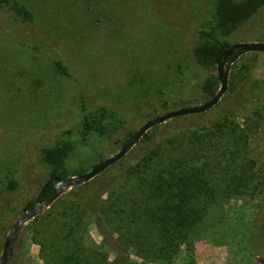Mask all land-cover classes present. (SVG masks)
I'll list each match as a JSON object with an SVG mask.
<instances>
[{"label":"rangeland","instance_id":"rangeland-1","mask_svg":"<svg viewBox=\"0 0 264 264\" xmlns=\"http://www.w3.org/2000/svg\"><path fill=\"white\" fill-rule=\"evenodd\" d=\"M23 2L32 22L22 23L0 7V24L20 25L24 35L17 37L29 38L25 44L0 39V253L51 169L74 176L116 153L122 145L116 138L135 131L168 93L180 94L175 85L160 98L161 87L184 78L190 84L196 73L201 78L191 89L201 90L210 72L196 70L193 48L206 41L199 30L215 24L216 0ZM219 35L228 44L264 43V6L230 34ZM53 57L68 64L70 76L57 70ZM211 73L217 75L216 64ZM219 86L217 80L216 91ZM81 94L87 111L97 116L103 109L104 123L121 121L123 128L109 135L95 129L83 141ZM175 118L166 122L217 123L211 133L192 135L199 140L197 157L187 155L185 166L172 173L197 172L190 187L196 191L190 204L199 207L193 218L164 223L159 231L149 223L145 203L130 230L134 215L128 213L145 190L133 174L89 204L69 199L71 187L24 224L14 264H264V242L254 228L264 204V52L242 53L231 62L227 90L212 108ZM156 126L144 134L156 133ZM184 142L180 150L190 146ZM47 147L66 152L62 166L43 161ZM135 152L134 145L127 154ZM19 174V188L5 190ZM121 192L132 195L128 204L117 201ZM135 230L148 236L152 250L163 241L164 259L135 242Z\"/></svg>","mask_w":264,"mask_h":264},{"label":"trees","instance_id":"trees-1","mask_svg":"<svg viewBox=\"0 0 264 264\" xmlns=\"http://www.w3.org/2000/svg\"><path fill=\"white\" fill-rule=\"evenodd\" d=\"M262 6H264V0H216L215 24L209 30H199V33L206 41L202 44L195 45L193 48L196 70L200 73L204 71L210 72L209 75L201 81V90L191 89L192 85H194L200 77V75L197 76L196 73L191 76V79H188L190 84H188L184 78L165 89L161 87L158 91V96L160 98L162 95L164 96L167 94L164 93L166 89L175 87V85L177 89L180 88L178 91L180 94L172 96L171 93H168V97L162 98L163 102L160 104L159 109L153 113H147V118L153 116L152 114L154 113L160 114L170 109L192 105L212 97L216 93L215 83L219 79L216 74L211 73V69L217 63L220 53L230 45L220 37L219 33L225 35L230 34L240 25L248 21ZM0 7H8L14 16L22 20V23L32 22V14L23 0H0ZM21 28L20 25L5 26L0 24V39L6 37L7 41L25 44L26 41H29V38L20 39L17 37L18 35H24V30ZM33 45L36 49H39L37 44ZM52 61L62 75L70 76V68L63 59L53 57ZM80 99L82 119L79 133L83 141H87L88 136L95 129L101 134L109 135L117 133L123 128V123L121 121L104 123V116H106L104 110L101 109L102 112L97 116L93 115L87 111L82 94ZM196 114L197 113L189 114L188 117L193 118ZM176 119L177 118H172L171 120L176 121ZM214 124L217 125L216 122L210 124L203 122L195 127V122H165L162 125H157L155 127L156 133H152L151 135L144 134L138 143L135 144L136 152L134 155H124L121 159L91 180L74 186L67 192V195L71 197L69 198L71 200H78L89 204L94 202L96 198L101 197L104 192L108 191L111 185L116 182L123 184V178L133 174L131 177L136 178V185L145 190L144 196L137 200L135 209L128 213L129 218H131L130 215H132V213L134 215L129 223L130 230L137 225L138 217L135 215L136 211L143 207L145 203H147L145 207L147 209L149 223L156 226V229L159 231L164 223L175 226L179 224V219H191L195 216L199 208L197 204H190L191 197L196 193L195 190L193 192L190 191V187L195 186V180L197 179L195 173L197 174V172L194 170L195 173L192 172L194 173L192 174L185 171L186 169H180L179 171L185 172L177 175H172V173L176 170V167L182 168L185 166V162L182 159H188L187 155L193 153L195 155L193 157H197L199 147L195 144L199 143V140L196 135L194 137V142L191 138L192 135H194L197 130L209 129V133H211L215 131ZM133 132V130H126L123 139L121 140V137H118L115 143L121 142L123 144ZM185 139L188 141L187 143H190V146L184 150H180V148L185 145ZM181 153L185 156H182ZM65 157L66 152L60 151L58 147H47L43 150V161L47 165L62 166ZM198 168L199 171L203 169V167ZM200 168L202 169L200 170ZM163 172H166L168 175L166 174L164 176ZM67 176L68 175L63 171L51 169L45 181L38 188V192L48 179L53 177L64 179ZM19 178L20 174L19 176L10 178L5 190L15 191L19 188ZM133 187L136 189L135 186L130 188ZM175 188L177 189L176 192L172 190ZM54 192V185L47 184L39 195L38 200L44 201ZM131 196V194L126 195L124 192H121L117 201H121L123 205L126 203L128 204ZM160 198H166L168 201L165 202L162 200L160 202ZM33 201L34 198L28 201L26 206L29 207ZM153 225L151 226L153 227ZM254 228L259 240L264 242V204L260 205ZM135 235V242L150 248L149 254L157 256V258H162L164 256L163 241L160 246H156L157 248L152 250V242L148 240V236H142L139 230H135ZM8 264H14L13 259H11Z\"/></svg>","mask_w":264,"mask_h":264},{"label":"water","instance_id":"water-1","mask_svg":"<svg viewBox=\"0 0 264 264\" xmlns=\"http://www.w3.org/2000/svg\"><path fill=\"white\" fill-rule=\"evenodd\" d=\"M246 52H264V43L237 42L230 44L220 53L216 63L217 76L220 86L216 93L209 99L200 103L170 109L146 119L121 145L120 149L116 153L103 158L84 173L69 176L64 179H59L57 177L48 179L35 196L32 204L29 207L22 208L21 214L16 218L11 229L5 236L0 253V264H8L13 258L15 242L24 224L41 213L44 208L49 207V205L65 190L91 180L106 168L117 162L127 154V152L140 140V138L148 129L154 127L155 125L165 123L167 120L175 117L204 112L217 104L222 95L227 90L228 73L231 62L240 54ZM47 184H53L55 187V192L49 198L45 199L41 203H38L39 195Z\"/></svg>","mask_w":264,"mask_h":264}]
</instances>
